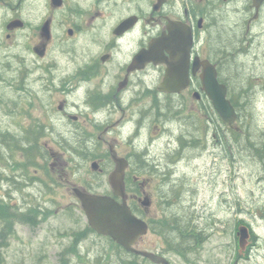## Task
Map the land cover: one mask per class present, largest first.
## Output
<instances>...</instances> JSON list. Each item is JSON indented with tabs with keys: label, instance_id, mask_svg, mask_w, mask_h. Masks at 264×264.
I'll list each match as a JSON object with an SVG mask.
<instances>
[{
	"label": "flooded vegetation",
	"instance_id": "1",
	"mask_svg": "<svg viewBox=\"0 0 264 264\" xmlns=\"http://www.w3.org/2000/svg\"><path fill=\"white\" fill-rule=\"evenodd\" d=\"M54 1L59 4L54 6L53 0H49L52 11L64 12L67 16L88 17V28L76 24L69 26L67 35L70 40L66 45H69L68 53L74 55L73 50L76 48H86L90 52L82 58L68 55V61H65L60 74L54 70V64L49 66L50 85L47 86L57 88L63 96L53 109L51 127L34 129L26 139L20 137V141L13 139L12 135H9L11 138L6 136L12 142H19L21 155H25L23 148L26 149L25 146L29 144L27 155L36 160L50 161L49 170L45 167L34 169V175L31 176L28 170L30 160H27L16 171L14 179L9 175L4 177L2 190L6 197L9 196L8 190L12 191L9 201H14L16 208L39 209L43 213H49L57 204L55 197L51 196L57 188L68 192L69 196L72 192L75 201L66 202L70 197L63 196L55 213L64 211L71 205H79L81 208L78 195L83 192L112 196L109 176L115 168L114 157L127 162L124 171L126 202L128 205L138 206L144 195L138 177L156 170L151 169L148 164L145 166L149 162L146 158L153 154L152 144L155 141L165 142L166 139L170 142L179 140L191 133L195 139V94L198 93V101L205 98L199 81L202 69L199 67L195 73L193 68L195 58L199 61L207 60L215 66L217 80L226 87L227 96L238 95L243 90L248 93L264 91L259 86L264 81V76L247 74L249 70L246 71L243 64V61H255L252 56L262 52L259 48L264 44V0H163L158 6L157 0H122L125 6L113 12L114 24L104 27L100 24L103 14L98 9L63 11L61 9L66 0ZM91 1L99 4L100 1L107 0ZM202 2L205 3L203 7ZM98 4L96 7H99ZM99 19L101 21L97 23ZM46 22L50 27L48 39L39 34L37 45L31 49L36 61L44 59L51 43L54 18L48 16L43 21ZM15 30L10 33L13 35ZM78 35H81L80 38ZM42 45L45 46V52L40 57L34 49ZM179 45L188 46L186 73L189 83L180 92L160 90L167 71V66L162 61H170V55L175 53V46ZM150 47L161 50L165 58L161 60L160 55V58L148 61L139 57L140 53L146 52ZM262 54L264 55V51ZM224 65L229 66L236 75L243 73V81L237 82L231 78L235 74L225 75ZM45 68V65L38 67L42 74ZM30 74V69L22 70V89H18L19 91H25L26 79ZM40 80L42 77L35 81ZM0 82L7 85L8 80L2 76ZM241 84H245V88ZM190 101L191 109L188 108ZM90 128L98 133L83 136L84 131ZM44 129L51 131L43 132ZM149 129H155L158 133L151 136ZM233 129L235 130L225 126L223 132L227 138L217 139L220 145L224 143L227 157L231 155L230 135ZM109 135L128 139L132 144L138 143L140 148L144 145L142 157L138 158L140 153L135 147L132 152H119L118 139ZM43 139L59 145L63 153L41 150L40 141ZM46 144L44 142L45 146ZM97 146L100 152L96 154L92 150ZM105 146L107 149H104ZM177 148L180 149L178 143ZM94 178L97 180L91 182ZM105 183L109 188L101 190L100 187ZM116 200L120 201L119 198ZM7 206L6 204L5 207ZM26 214L19 213V216ZM37 224L38 220L35 218L29 226Z\"/></svg>",
	"mask_w": 264,
	"mask_h": 264
},
{
	"label": "rangeland",
	"instance_id": "2",
	"mask_svg": "<svg viewBox=\"0 0 264 264\" xmlns=\"http://www.w3.org/2000/svg\"><path fill=\"white\" fill-rule=\"evenodd\" d=\"M97 4L98 2L91 0H66L61 10L98 9L103 14L100 24L104 27L113 25L112 16H115L113 12L125 6L122 0L100 1L99 7H96ZM203 6H205L204 2L201 3V7ZM71 12L75 15V12ZM48 16L54 18L51 26V43L47 47L44 59L36 61L37 58L32 54L31 49L37 45L40 26ZM12 19H21L24 22V26L16 29L13 35L5 29V25ZM87 20L86 16L80 18L67 16L64 12L52 11L49 0H0V77L4 76L8 80L7 85L0 82V264H59L64 259L67 260V264H153L139 256L133 257L120 252L109 240L97 237L88 231L87 220L79 205H71L68 209L55 213L60 204L58 202L63 196L68 197V192L54 189L51 196L55 197L57 204L51 212L43 213L39 209L24 210L23 207H14V201H9L12 191L8 190L9 196L6 197L2 190L4 177L9 175L14 179L16 171L27 160H30L31 166L28 170L31 176L34 175V169L45 167L49 170L50 168V161L36 160L27 155L29 144L25 146L26 149L23 148L25 154L23 156L20 151L13 150V145L17 142L14 140L15 142L12 143L4 136L11 138L9 135H12L13 139L20 141V137H28V133L34 129L42 126L51 127L53 109L63 96L57 88L47 86L50 85L49 66L54 64V70L59 71L60 74L65 61H68V55L82 58L90 52L86 48H76L73 50L75 56L67 50L70 40L67 29L72 24L88 28L90 24ZM100 21L99 19L97 23ZM8 34H11L9 38H7ZM80 36L78 35V38ZM259 50L262 51L260 54L252 56L255 61H243L245 70H249L247 74L264 76L262 54L264 44ZM42 65L46 66L42 70L44 75L38 69ZM27 68L31 70V74L27 76L25 91L22 92L18 90L22 89L21 73ZM223 68L225 75L235 74L231 78L239 77L240 80L235 81H243V73L240 72L236 76L229 66L224 65ZM39 77H42V80L35 81ZM252 102L253 107L258 110H255L254 115L252 112L247 114L242 111L241 114L245 118L241 120L251 124L252 128H262L264 127V93ZM191 103L192 101L188 104L190 109ZM199 109L200 105L195 102V114L202 117L198 112ZM249 124H246L248 128H250ZM197 126L195 137L199 139L200 147L195 145V149H186L185 154L178 155V151H173L175 153L171 154L169 149L175 148L176 145L171 143L167 146L166 144L170 142L168 139L165 142L155 141L152 144L153 154L146 160L149 161L147 164L151 169H156L157 175L144 173L143 177H138V181L144 194L151 199L148 217L153 220V227L157 232H149L140 240L136 248L162 254L170 264H264V216L260 217V214L264 213V175L261 167L264 165L262 162L264 160L260 159L262 163H252L249 160L246 162V154L239 155L237 147L231 148V155L225 157V152L217 142V138L208 136L206 125L198 122ZM50 131L44 129L43 132ZM93 133L96 135L98 132L91 128L86 129L83 136L87 137ZM157 133L155 129L150 130L151 136ZM109 136L118 139L119 152L127 153L129 150L132 152L134 147L137 151L144 149V145L140 148L138 143L132 144L128 139H119L116 135ZM46 137L50 139L48 135ZM212 140L213 142L210 143ZM44 142L47 143L46 146ZM40 143L41 150L63 153L60 146L54 142L43 139ZM239 143H245V139H241ZM18 145L20 147V144ZM104 149H107V146ZM92 151L96 154L100 152L98 146ZM257 170L258 172L260 170V174ZM168 173L169 180L165 181ZM96 180L94 178L91 182ZM108 188L106 183L100 187L101 190ZM171 188L176 190L177 201L173 200V194L169 193ZM163 193L168 194V200L175 202L171 208L166 209L160 204L159 197H162ZM17 197H19L18 192ZM69 197L66 202L75 201L72 192ZM19 213L27 214L21 217ZM174 216H178L181 223L189 224L186 226L187 229L197 228V232L203 237L199 244L187 240L182 252L170 250L175 237L168 241L167 235H160V231L163 227L168 230L170 219ZM35 218L38 224L29 226ZM141 218L145 220L146 217L142 215ZM164 218L167 219L166 223L159 221ZM27 219L30 221L25 222ZM240 225H246L250 231H253L248 240V243H251L248 248L250 250H245L246 247L244 250L240 248L238 250L236 234Z\"/></svg>",
	"mask_w": 264,
	"mask_h": 264
},
{
	"label": "water",
	"instance_id": "3",
	"mask_svg": "<svg viewBox=\"0 0 264 264\" xmlns=\"http://www.w3.org/2000/svg\"><path fill=\"white\" fill-rule=\"evenodd\" d=\"M162 2L163 0H157L156 6L160 5ZM53 4L58 6L59 3L58 1L53 0ZM19 27H22L20 21H13L7 25V29ZM48 34V22H46L40 29V36L48 39ZM187 48L188 46L186 45L175 46V53L170 55V61L166 59L162 61L166 64L167 71L160 90H165L167 92H180L189 83V78L186 73V61L188 60ZM164 50L168 52L167 48H164ZM34 51L39 56H42L44 45L36 47ZM160 55L161 60H163L165 57L163 56L162 51H157L154 47H150L146 52L140 53L139 57L149 61L155 57L160 58ZM199 67L202 68V73L199 75L201 90L207 96L223 124L234 127L237 114L230 101L226 98L225 86L217 82V72L215 67L209 64L206 60L199 61L195 58L193 63L195 73ZM114 161L115 168L109 177V182L113 195L115 197H120L122 202L118 203L108 196H97L84 193L79 194L78 198L89 225L97 233L111 237L117 244L125 248L127 251L141 255L155 264H169V262L161 256L139 252L131 248V245L134 244L140 236L146 234L147 224L132 214L125 201L124 171L127 162L121 158H114ZM142 206H144L145 209L149 206L147 198L143 199ZM237 236L239 248L240 250H244L250 237L248 228L246 226H240L238 228Z\"/></svg>",
	"mask_w": 264,
	"mask_h": 264
},
{
	"label": "trees",
	"instance_id": "4",
	"mask_svg": "<svg viewBox=\"0 0 264 264\" xmlns=\"http://www.w3.org/2000/svg\"><path fill=\"white\" fill-rule=\"evenodd\" d=\"M241 85L243 87H245L244 86L245 84H241ZM259 86L262 88V90H264V81L262 83H260ZM248 97H250V98H248ZM258 97H259V95H256L252 92L248 93L247 91L240 92L238 94V96L237 95H232L231 97L229 96V99H230L232 105L234 106V108L236 110L238 109L237 112L239 113V121H238L239 131L232 130L231 135H230L231 143L233 145L232 148L237 147L239 155L246 154V158H247L246 162L248 160L250 161V159H252L253 162H257V163L260 162L261 160H264V135H263L264 134V127L252 128L251 124L246 123V122H242L241 119L245 118V117L242 116L240 113L242 111H245V112H247V114L252 112V114L254 115L256 112L255 111L256 108L253 107L252 101H253V99L256 100ZM251 98H253V99L251 100ZM245 100H247V101H245ZM238 101H241L242 103L238 102ZM236 105H238V106H236ZM201 109H202V111L206 117L200 118L199 116L195 115V127H198L197 124H198V122H200L201 124L206 125L207 133H208L209 137H212V135H214L217 139L221 138L224 140L225 138H227V135L223 132L224 126L222 125L219 117L212 110L209 102L205 98L201 102ZM246 124L250 125L249 129H252V131L248 129ZM258 129L262 130L263 132L262 131L259 132ZM184 138H186L185 141H184ZM243 138L245 139V143L240 144L239 141ZM196 139H194V137L192 135H190V136L179 138V140H177V142H178V145L180 146L181 150L182 149L186 150L187 148L188 149H195V144L197 146L200 144L199 139H197V140ZM207 139L209 140L208 137H207ZM193 140H195V143ZM235 143H236V146H235ZM223 144L224 143H222L221 145H223ZM252 149H253V153L255 154V156L254 155L253 156H254V158L256 157L255 160H254V158H251L248 156V152L252 153V151H251ZM141 157H142L141 154L138 155V158H141ZM260 158H261V160H260ZM256 160H258V161H256ZM146 165H147V163H145V166ZM261 167L264 171V165H261ZM167 180H169V173H168V175L165 176V181H167ZM169 193L173 194L174 197L178 196L176 193V190H174L172 188L169 189ZM159 198H160V204L163 207H165L166 209L171 208V203L168 201V199H169L168 194L166 195L165 193H163L162 197H159ZM159 221L166 223L167 219L164 218V219H161ZM169 224L170 225L168 227V230H166V228L164 229V227H163V229L160 231V235H167L168 241L172 240V238L175 237L173 239V242H174L173 243L174 246L172 247L173 250L181 252L183 250L184 246L187 245V240H192L195 244H199L201 242V240L203 239V237H201V234L199 232H197L196 227H195V229H193V228L187 229L186 226L189 224L181 223V221L179 220V218H177V216H174L172 219H170ZM149 225L151 226V230L154 231L153 221H150ZM170 237H171V239H170ZM183 241H184V244H183ZM187 248H189V246Z\"/></svg>",
	"mask_w": 264,
	"mask_h": 264
},
{
	"label": "bare ground",
	"instance_id": "5",
	"mask_svg": "<svg viewBox=\"0 0 264 264\" xmlns=\"http://www.w3.org/2000/svg\"><path fill=\"white\" fill-rule=\"evenodd\" d=\"M260 63V62H259ZM261 64V63H260ZM256 65V64H255ZM259 68V67H258ZM260 69V68H259ZM256 70H258V69H256ZM237 76V75H236ZM234 80H240V78L239 77H235L234 78ZM248 90V89H247ZM244 91V90H243ZM252 91V90H251ZM250 93V92H249ZM247 94V93H246ZM253 95V94H252ZM244 96V95H243ZM245 98V97H244ZM248 98H250V97H248ZM248 100V99H247ZM247 100H245V101H247ZM242 101V100H241ZM241 101H238V102H241ZM244 101V102H245ZM242 103V102H241ZM240 103V104H241ZM246 103V102H245ZM236 106H238V105H236ZM238 110V109H237ZM243 110V109H242ZM241 113V112H240ZM242 115V114H241ZM244 116V115H243ZM243 120V119H242ZM245 121V120H244ZM264 123V122H263ZM257 124V123H256ZM258 125V124H257ZM261 126V125H260ZM260 126H258V127H260ZM263 126V125H262ZM250 127V126H249ZM249 129V128H248ZM249 130H251L252 131V129H249ZM257 130V129H256ZM259 130V129H258ZM260 131H262V130H260ZM263 132V131H262ZM250 134V133H249ZM256 134V133H255ZM262 134V133H261ZM260 135V134H259ZM264 135V134H263ZM222 136V135H221ZM252 136V135H251ZM196 139V138H195ZM197 140V139H196ZM197 142V141H196ZM243 142V141H242ZM196 145V144H195ZM188 146V145H187ZM233 146V145H232ZM235 146H236V143H235ZM238 146V145H237ZM198 147H200V146H198ZM240 147V146H239ZM197 148V147H196ZM188 149V148H187ZM234 149V148H233ZM254 149V148H253ZM253 149L251 150L252 151V153H249L248 152V156L249 157H251V158H254V156H255V154L253 153ZM183 150V149H182ZM246 150V149H245ZM222 152V151H221ZM242 152V151H241ZM245 152V151H244ZM186 153V152H185ZM184 152H183V154H185ZM235 154V153H234ZM236 155V154H235ZM254 155V156H253ZM187 156V155H186ZM234 156V155H233ZM236 156H238V155H236ZM248 157V158H249ZM234 158V157H233ZM256 158V157H255ZM255 158H254V160H255ZM241 159V158H240ZM261 159V158H260ZM234 160V159H233ZM256 161H258V160H256ZM232 162V161H231ZM250 162H253L252 161V159H250ZM261 162V161H260ZM259 162V163H260ZM264 162V161H263ZM257 163V162H256ZM262 163V162H261ZM255 165V164H254ZM257 165V164H256ZM259 166V165H258ZM255 168V167H254ZM257 168H259V167H257ZM256 169V168H255ZM261 169V168H260ZM256 171V170H255ZM262 171V170H261ZM257 172H258V170H257ZM259 174H260V170H259V172H258ZM173 174V173H172ZM255 174V173H254ZM254 174H253V176H254ZM171 175V174H170ZM176 178V177H175ZM255 178V177H254ZM173 179V178H172ZM260 179V178H259ZM262 179V178H261ZM176 181V180H175ZM258 181V180H257ZM264 181V180H263ZM262 181V182H263ZM169 184V183H168ZM171 184V183H170ZM264 184V183H263ZM261 185V184H260ZM258 186V185H257ZM254 188H257V187H254ZM237 202H238V200H237ZM236 202V203H237ZM240 202H242V201H240ZM243 203V202H242ZM249 203V202H248ZM244 204V203H243ZM258 204H259V202H258ZM261 204V203H260ZM237 205V204H236ZM246 205H248V204H246ZM252 205V204H251ZM255 205V204H254ZM257 205V204H256ZM250 206V205H249ZM258 206V205H257ZM261 206H262V204H261ZM264 207V206H263ZM253 208V207H252ZM259 208H260V206H259ZM239 212V211H238ZM177 214V213H176ZM177 218H178V216H177ZM252 232V231H251ZM251 235V234H250ZM249 244V243H248Z\"/></svg>",
	"mask_w": 264,
	"mask_h": 264
}]
</instances>
